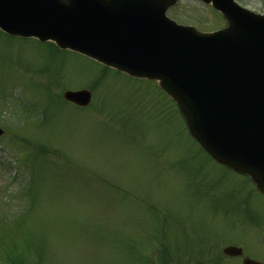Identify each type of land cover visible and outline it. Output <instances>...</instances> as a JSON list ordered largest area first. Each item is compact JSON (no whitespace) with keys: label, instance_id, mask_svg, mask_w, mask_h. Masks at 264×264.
Masks as SVG:
<instances>
[{"label":"rangeland","instance_id":"obj_1","mask_svg":"<svg viewBox=\"0 0 264 264\" xmlns=\"http://www.w3.org/2000/svg\"><path fill=\"white\" fill-rule=\"evenodd\" d=\"M236 1L264 14V0ZM168 15L202 31L225 25L220 14L196 0H181ZM101 71L80 54L35 39L0 37L2 138L18 135L33 143H0V210L9 196H17V209L34 204L26 229L45 242L50 264H140L141 250L158 239L164 217L171 221L161 231L168 254L172 241L184 240L182 232L211 234L224 222L200 196L205 189L220 184L217 192L242 184L251 189L201 151L156 82L110 70L89 110L56 101L62 86L85 88ZM254 197L264 213V198ZM256 234L245 226L231 238L245 237L262 252ZM168 256L163 261L156 254L153 260L165 264ZM170 256L193 264L183 255Z\"/></svg>","mask_w":264,"mask_h":264},{"label":"water","instance_id":"obj_2","mask_svg":"<svg viewBox=\"0 0 264 264\" xmlns=\"http://www.w3.org/2000/svg\"><path fill=\"white\" fill-rule=\"evenodd\" d=\"M204 1L224 13L225 30L204 34L170 21L177 0H0V28L158 80L201 146L264 194V16L233 0ZM91 97L65 93L80 106Z\"/></svg>","mask_w":264,"mask_h":264},{"label":"flooded vegetation","instance_id":"obj_3","mask_svg":"<svg viewBox=\"0 0 264 264\" xmlns=\"http://www.w3.org/2000/svg\"><path fill=\"white\" fill-rule=\"evenodd\" d=\"M254 194L264 198L255 190L232 196V206L223 215L228 227L216 230L210 240L200 244L197 251L201 259L199 264H264V213L253 204ZM245 226H252L257 231L256 238L262 252L256 251L245 237L231 238L234 230ZM227 248L230 249L228 253Z\"/></svg>","mask_w":264,"mask_h":264},{"label":"trees","instance_id":"obj_4","mask_svg":"<svg viewBox=\"0 0 264 264\" xmlns=\"http://www.w3.org/2000/svg\"><path fill=\"white\" fill-rule=\"evenodd\" d=\"M33 207L34 204L24 202L17 209L14 199L9 198L5 209L0 212V216L6 214L5 218L0 219V256L6 264H50L45 242L38 240L33 230L26 229L27 215Z\"/></svg>","mask_w":264,"mask_h":264}]
</instances>
